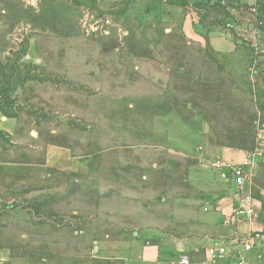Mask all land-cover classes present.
I'll return each instance as SVG.
<instances>
[{
  "label": "rangeland",
  "instance_id": "1",
  "mask_svg": "<svg viewBox=\"0 0 264 264\" xmlns=\"http://www.w3.org/2000/svg\"><path fill=\"white\" fill-rule=\"evenodd\" d=\"M157 1L0 0V264H124L122 212L185 208L221 178L202 147L264 139V0ZM253 181L264 205V162Z\"/></svg>",
  "mask_w": 264,
  "mask_h": 264
},
{
  "label": "crops",
  "instance_id": "2",
  "mask_svg": "<svg viewBox=\"0 0 264 264\" xmlns=\"http://www.w3.org/2000/svg\"><path fill=\"white\" fill-rule=\"evenodd\" d=\"M226 1L188 0V4L211 6ZM149 4H152V8H148ZM158 4L157 0H143V7L146 8L143 11L144 18L151 19L155 7L153 5ZM169 21L172 20L169 18ZM192 21L191 14L186 12L182 24L188 36L193 33ZM263 148L261 144L257 147L259 150ZM201 152L210 162L221 160L226 164H243L251 153L249 150L236 148L204 150V147ZM46 162L49 167L62 171H72L78 165L70 157L66 147H50ZM204 166L210 168L208 165ZM185 183L189 188L185 208L179 201L161 202L155 196L156 205L154 202L147 204V201H143L142 214L124 211L119 215L118 218L124 220L120 224L122 229L133 232V239L125 243L128 256L124 264H177L182 256H189L194 261L201 260L204 258V246L215 240H232L250 232L249 225L245 223L225 224L232 207L237 203V188L234 185L222 178L208 177L195 182L188 179ZM242 192L253 193V188L246 186ZM257 201L259 218L254 229L261 232V238L254 241L255 248L248 255V264H264V205ZM137 218L140 222L135 221Z\"/></svg>",
  "mask_w": 264,
  "mask_h": 264
},
{
  "label": "built area",
  "instance_id": "3",
  "mask_svg": "<svg viewBox=\"0 0 264 264\" xmlns=\"http://www.w3.org/2000/svg\"><path fill=\"white\" fill-rule=\"evenodd\" d=\"M264 147V139L260 143ZM264 162V148L251 152L243 164H226L221 160L204 161L211 169L220 173V177L237 188V203L232 207L231 214L226 218V225L245 223L250 232L232 240H215L203 247L204 258L192 260L182 256L177 264H248V255L254 250V241L261 238V232L254 229L259 218L258 201L252 193L244 194V187L252 188L255 169L258 163Z\"/></svg>",
  "mask_w": 264,
  "mask_h": 264
}]
</instances>
